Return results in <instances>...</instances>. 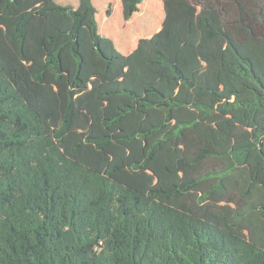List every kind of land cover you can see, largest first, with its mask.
Segmentation results:
<instances>
[{"label": "trees", "instance_id": "1", "mask_svg": "<svg viewBox=\"0 0 264 264\" xmlns=\"http://www.w3.org/2000/svg\"><path fill=\"white\" fill-rule=\"evenodd\" d=\"M120 1L127 50L162 10ZM221 4L162 0L123 54L93 0H0V264H264V37Z\"/></svg>", "mask_w": 264, "mask_h": 264}, {"label": "rangeland", "instance_id": "2", "mask_svg": "<svg viewBox=\"0 0 264 264\" xmlns=\"http://www.w3.org/2000/svg\"><path fill=\"white\" fill-rule=\"evenodd\" d=\"M55 1L63 5H72L74 7H76L78 4V0H55ZM157 1L159 4H162L161 0H157ZM221 1H222L221 8H220L221 20L225 28L231 30L232 33L238 39H241L242 36L245 34V29L248 23H252L254 27L256 28L258 34L264 37V19L262 20L261 18L258 17L259 13L261 11H264V9H262L263 3H260L259 0H221ZM150 2L151 0H143L142 3L139 5L138 12H136L134 15H139L145 12V10H147V8L149 7ZM108 3H110L111 5L110 6L111 14L107 16L110 18V22L108 23V25L109 26L111 25V27L113 26L115 28H118L116 29L117 31H115L117 38H115L113 42H114V45L117 47V49L120 52L124 53L125 51L121 49L120 45H121V40L124 39L125 32L127 30L126 29L127 20H123L122 18V8H121L120 0H110V1L102 0V2H100V0H94V6L96 8V20L98 23V30L100 34L104 35L101 28H103V25L105 24V23L103 24V19H105L104 16H106L105 9ZM159 7L162 8V5H160ZM240 7H242V11H243L242 15L239 14ZM197 8L201 9L202 6L198 4ZM241 16L242 18L245 19L244 21L241 20L240 18ZM161 21H162V13H161L160 21L154 29L148 30L143 26L140 29L136 28L135 30H130L131 33L133 32L132 46H134L137 43L139 38L150 36L153 32L158 30L161 26ZM135 26L137 27V25ZM104 36L112 38V35L110 34L104 35ZM184 96L185 95L181 93L178 95V98H184ZM195 97L199 99L201 98L203 99L204 95L196 94ZM185 98H187L188 100H191L194 97L186 96ZM191 111L192 110L189 108H184L183 110L176 109V110H173V116L175 118H181L182 116H186L187 118H190V116L192 115ZM202 167L203 166L201 164H196L192 167H181L180 174H181L183 181L185 182L189 178H193V177H196L197 175H200V173L204 171L201 169ZM215 180L216 179L209 180L206 184L193 188V190L198 193H202L208 187V185H211ZM226 181H227L226 182L227 190L224 192H216L215 194L221 196V199L223 200L229 199V203L234 206L236 205L235 204L236 202L234 201L235 200L237 201V198H236L237 196H236V193L234 192L235 188H234L233 179H230L229 177H227ZM230 190L232 191L230 192Z\"/></svg>", "mask_w": 264, "mask_h": 264}, {"label": "crops", "instance_id": "3", "mask_svg": "<svg viewBox=\"0 0 264 264\" xmlns=\"http://www.w3.org/2000/svg\"><path fill=\"white\" fill-rule=\"evenodd\" d=\"M106 1H110V0H106ZM100 2H102V0H100ZM121 2V1H120ZM93 3H94V0H93ZM161 3H162V0H161ZM160 5H162V4H160ZM161 10H162V19H163V7L161 8ZM106 15V14H105ZM105 17V19H106V22H105V24H104V27H107V25H108V23L110 22V18L109 17H107V16H104ZM103 29L104 28H101V30H102V32H103V34L104 35H112V40H114L115 38H117V35H116V33H114V34H112V33H106V32H104L103 31ZM157 31V30H156ZM155 31V32H156ZM100 33V32H99ZM154 33V32H153ZM135 46H136V44L134 45V46H132L131 45V47H129L127 50H124L125 52L123 53V54H128L129 52H131L134 48H135Z\"/></svg>", "mask_w": 264, "mask_h": 264}]
</instances>
